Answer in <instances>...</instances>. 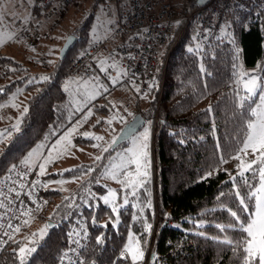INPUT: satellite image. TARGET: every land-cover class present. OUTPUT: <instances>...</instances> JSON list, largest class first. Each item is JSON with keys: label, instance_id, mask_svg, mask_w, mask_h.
<instances>
[{"label": "trees", "instance_id": "1", "mask_svg": "<svg viewBox=\"0 0 264 264\" xmlns=\"http://www.w3.org/2000/svg\"><path fill=\"white\" fill-rule=\"evenodd\" d=\"M194 7V1L189 0L183 11L189 12ZM176 37H170L164 44L160 63L148 78L151 87L143 116L151 126L152 175L138 186L136 195L128 196V205H123V197L130 189H117L116 203L121 205L117 212L111 210L112 204L98 203L95 196H90L94 195L90 189L73 204L67 199L60 201L51 213L54 227L46 226L48 233L35 244L33 253L23 264H57L66 252L68 234L80 221L84 222L88 235L78 264H131L126 254L120 256L131 238L143 250V258L134 264H151L156 256L163 259L162 264H244L243 241L247 234L238 226L228 225L247 223L253 214L254 200L246 199L249 207L245 210L232 189L230 177L233 175L219 170V166L221 156L226 160L242 146L251 116L250 106L259 100L261 90L241 109L236 102L237 94L245 93L241 82L257 70L264 87V15L254 5L242 8L234 4L221 40L202 46L196 44L193 25L178 40ZM98 41L85 36L77 38L67 56L59 59L58 67L47 74L49 79L41 84L39 92L29 98L18 129L0 152V179L13 164L22 163L38 143L48 142L54 130L57 135L63 131L71 115L70 108L63 106L66 94L62 86L70 77L69 60ZM4 62L11 63V60L0 55V64ZM92 63L99 72L101 69L94 59ZM241 72L245 73L242 77ZM113 80H106L104 84L110 86ZM14 85L12 82L0 91V103ZM228 86L231 89L224 91ZM126 143L114 150L108 149L103 158ZM209 171L212 175L206 176ZM245 175L252 177L253 173L249 171ZM39 176L45 184L43 195L48 205V199L57 196V192L46 187V176ZM234 176L241 195L246 194L249 186L239 175ZM149 201L151 208L147 206ZM222 204L227 207L222 208ZM140 207L144 208L143 212L139 211ZM228 207L237 212L239 221L230 215ZM166 214L176 223L157 225L156 216L164 218ZM133 215L137 217L135 220ZM145 223L151 225L150 230L144 227ZM219 225L225 227L222 229ZM97 236L101 237L99 241ZM12 241L4 244L0 264H21L17 250L22 246L21 240Z\"/></svg>", "mask_w": 264, "mask_h": 264}, {"label": "rangeland", "instance_id": "2", "mask_svg": "<svg viewBox=\"0 0 264 264\" xmlns=\"http://www.w3.org/2000/svg\"><path fill=\"white\" fill-rule=\"evenodd\" d=\"M118 9L115 0H78V2L67 8L57 28L44 26L41 39L33 48H29L26 45L24 32L30 22L33 0H0V55L11 60V63L4 62L0 64V89L12 82L15 84L5 101L0 103V152L2 147L8 143L10 136L18 129L23 115L27 112H25V108L28 109L29 98L39 92L41 84L46 82V80L41 81L40 76H49L47 74L52 73L56 65L58 67L59 49L65 38L68 35H75L77 38L85 36L93 41L102 39L103 37L98 36L102 35L105 27L112 22ZM96 32H98V35ZM175 35L177 36L178 33L173 36ZM178 38L177 36L175 40H178ZM256 72L259 71L256 70L252 74L259 77ZM120 75L122 78L115 79L114 77L113 81L115 82L112 81L110 86L104 84V87L99 88L100 94L95 96V99L91 98V95L94 94L91 83L77 82L72 76L62 83L66 94L63 106L64 109L70 108L71 111V115L67 119L68 123L64 125L63 131L72 127L77 121H80V123L77 126V131L71 134V144L65 146L62 142L61 151L59 154H53V160L47 166L43 175L39 173L38 166L32 167L31 164L38 165L36 156L40 152L47 155V149L51 145L50 139L48 142L38 143L33 148L40 149V152H36L31 158L28 155L25 158V160L31 159V164L27 165L32 170L37 171L41 176L47 177L46 187L57 192V196L48 199L46 209L43 208V212L36 218L31 219L32 216L30 223L21 231L15 233L16 238H14L15 236L11 238L12 242L21 240L22 246H29V243H32L29 246L30 251L24 257L25 260L33 253L35 244L48 233L46 222H52L51 213L54 206H57L60 201L67 199L70 204H73L87 189L94 192V195L90 196H95L94 198L98 203L101 201L104 203L103 197L108 195L110 189L115 190L117 197V189L120 188L122 191L124 188L119 179L113 180L111 178L110 173L119 171V166L125 162L128 163L131 170H136V165L129 160L131 155L129 150L135 147L134 135L143 132L145 128L149 129L147 141L148 177L152 175L153 161L150 153L152 134L148 118H145L146 124L144 127L134 134L124 146L103 158L104 149L111 142L113 135L117 137L122 127L135 114H143L149 98L148 91L151 87L149 79L137 83L127 82L123 78V72ZM73 82H75L74 85L71 84ZM105 83L107 82L105 81ZM258 83L260 86L256 88L255 93L259 90L264 91V87H262L259 80ZM241 85L243 86V82H241ZM89 108L92 109V114L82 120ZM117 116L123 117V120L112 119V117ZM109 119H111V125H109ZM97 121L99 123H96ZM85 131L102 136L103 140H97L94 136H83L82 133ZM8 132H11L10 136ZM52 139H55V137ZM96 145L100 147H96ZM236 154L237 152L230 158L223 160L224 162L220 164L219 170L230 175H238L240 169L237 165L255 156L250 149L247 155L240 153L239 158ZM97 156L100 159H96ZM253 167L255 168L256 165H253ZM68 170L71 171L68 172ZM247 172L249 171L245 173ZM72 176H76L77 179H71ZM148 177L143 178L144 181ZM97 180H99V183L96 182ZM49 181H53V183L50 184ZM97 188L103 189V191L97 190L96 192ZM163 222L164 218L157 215L155 223L158 225ZM41 229H44L43 235H41ZM136 242L135 238H131L128 244L135 248ZM125 254L129 257L131 264L136 262L132 260L127 250Z\"/></svg>", "mask_w": 264, "mask_h": 264}, {"label": "built area", "instance_id": "3", "mask_svg": "<svg viewBox=\"0 0 264 264\" xmlns=\"http://www.w3.org/2000/svg\"><path fill=\"white\" fill-rule=\"evenodd\" d=\"M188 1L115 0L119 9L116 20L109 25V36L87 47L83 55L71 58L69 75L80 82L95 81L96 85L114 78L117 70L123 72L127 81L147 80L159 62L160 50L174 34L178 33L179 37L193 25L196 44L202 46L222 39L234 4L242 8L254 5L264 15V0H209L203 6L184 12ZM76 2L78 0H33L31 27L24 32L26 45L31 48L37 43L44 26L57 28L67 8ZM101 52L105 54L107 65L96 72L92 60ZM230 89L228 86L224 91ZM15 165L0 179V252L17 232V226L21 229L46 205L42 178L24 163ZM21 172L25 175H19ZM32 181H37L35 186ZM164 221L169 225L176 223L168 214ZM87 235L84 222H78L68 234L66 252L57 264H78ZM171 253L175 254L173 250ZM162 261L156 256L151 264H162Z\"/></svg>", "mask_w": 264, "mask_h": 264}, {"label": "snow or ice", "instance_id": "4", "mask_svg": "<svg viewBox=\"0 0 264 264\" xmlns=\"http://www.w3.org/2000/svg\"><path fill=\"white\" fill-rule=\"evenodd\" d=\"M84 53H81L83 55ZM245 73L241 72L240 76H244ZM49 79L46 75H41L40 80L45 81ZM258 76L256 74L251 75L247 80H243V87L245 89V93L243 95H238V100L236 101L237 104L241 109L244 108L246 101L252 100V97L255 95V90L259 87L258 83ZM115 82V81H113ZM104 87L101 85H96L95 81L93 82V89L94 94L91 95L92 99H95V96L99 95V88ZM3 89H0L2 91ZM254 106H250L251 116L247 120L246 125V136L242 141V146L237 150V158L240 157V153H244L245 155L248 154V150H251V153L255 154L254 158H249L242 163L238 164L237 167L240 169L239 171V178L243 181L244 184L249 186V191L241 195L239 190V185L236 182V176H231L232 180V189L235 190V196L239 199V204L243 205V208L246 210L249 205L245 202L246 199L254 200V209L251 216V219L247 221V223H240L239 225H228V227L238 226L245 230L246 237L243 241L244 243V264H264V91H262L259 95V100L253 101ZM27 108H25V112ZM92 114V109L89 108L85 115L82 117L86 119L87 116ZM112 119H121L123 117H112ZM109 125H111V119L108 120ZM80 121H77L72 127L68 128L66 131L61 132L57 135V130H54L49 139L51 140V145L47 149V155L44 152H40V149H32L27 154L29 158L35 155L36 152H40L38 156H36V160L38 161L37 164H31V159L22 160V163L31 164L32 167H37L39 169V173L43 175L46 171L47 166L53 160V154H59L61 151L62 142L63 145H70L71 144V134L77 131V126L79 125ZM96 123H99L97 121ZM132 122H129V125ZM126 129H122L121 131L124 132ZM7 131V130H5ZM148 133L149 129L145 128L143 132L134 135L133 141L135 147L130 149L131 155L129 156V160L131 163L136 165V170L133 171L128 167V163H123L120 167L119 171H114L110 173L111 178L113 180L119 179L120 183L122 184L123 188L130 189V192L125 193L123 197V205H128L129 195H136L138 186H142L144 183V179L149 176V172L147 171L148 163H147V141H148ZM8 135H11V132H8ZM83 136H94L97 140H103L102 136H99L93 132L85 131L82 133ZM55 137V139H52ZM116 136L113 135L111 138V142L107 145L104 151L112 148V145L115 143ZM219 147V145H217ZM96 147H100L96 145ZM96 159H100L99 156ZM220 162L223 163V157H220ZM253 165H256L254 168ZM15 168L16 165L13 164L11 166ZM218 167V165H217ZM246 171H251L253 173L252 177H247L245 175ZM19 175L23 176L25 173L21 172ZM212 175V172L209 171L206 173V176ZM71 179H77L76 176H72ZM253 181L255 183L253 184ZM99 183V180L96 181ZM37 181H32L33 186ZM49 183H53V181H49ZM63 183V181H61ZM23 183L21 187H23ZM220 195H224V193H220ZM116 192L114 189H110L108 195L103 197L104 204H112V211L117 212V209L121 206L120 204L116 203ZM87 203V201H85ZM149 208L152 207L151 202L149 201L148 205ZM92 207V205H90ZM222 208H226V205H221ZM140 212L144 211L143 207L139 208ZM227 211L230 213L232 217L235 218L236 221L240 220V217L237 215V212L234 211L232 208L228 207ZM137 217L133 215V219L135 220ZM93 222H95V217L93 216ZM197 223H201L198 221ZM144 227L148 230L151 229V225L145 223ZM222 229L225 227L224 225H219ZM17 231H19V227L17 226ZM44 234V229H41V235ZM131 235V234H130ZM97 241L101 239L100 236L96 237ZM228 243H233L232 240H227ZM125 249L130 253L131 258L133 261L141 260L143 258V250L139 247V242H136V247L133 248L131 244H126ZM20 253L21 257V264H23L24 257L27 255L28 251H30L28 245H24L17 249ZM120 256H125V252H121Z\"/></svg>", "mask_w": 264, "mask_h": 264}, {"label": "water", "instance_id": "5", "mask_svg": "<svg viewBox=\"0 0 264 264\" xmlns=\"http://www.w3.org/2000/svg\"><path fill=\"white\" fill-rule=\"evenodd\" d=\"M209 0H195L196 6H203L205 5ZM77 37L74 35H68L65 38V41L63 42L61 48L59 49V59L63 60L67 54L69 53L70 49L74 46L76 43ZM129 122H132L129 125ZM146 124V119L143 116L142 113L135 114L130 121H128L122 129H126L124 132L120 130L119 134L116 137L115 143L112 145V148L110 150H114L121 144L126 143L134 134H136L138 131H140L144 125ZM167 223L164 221L162 223V226H165ZM46 226L48 228H53L54 224L52 222H47Z\"/></svg>", "mask_w": 264, "mask_h": 264}, {"label": "crops", "instance_id": "6", "mask_svg": "<svg viewBox=\"0 0 264 264\" xmlns=\"http://www.w3.org/2000/svg\"><path fill=\"white\" fill-rule=\"evenodd\" d=\"M116 17H117V15L115 14L114 15V19L112 20V22L113 21H115L116 20ZM111 23V22H110ZM110 23H109V25H110ZM109 25H107L106 27H105V30H104V32L102 33V35H100V36H98V37H103L102 39H100V40H103V39H106L108 36H109ZM96 34L98 35V32H96ZM94 62H95V65L98 67V68H100V69H102L104 66H106L107 65V60H106V57H105V54L103 53V52H101V53H99L95 58H94ZM116 73L117 74H115V79H117V78H122V76L120 75V73H122L121 71H119V70H117L116 71ZM65 81H67V79L65 80ZM72 82V81H71ZM77 82H78V80H77ZM74 83L75 82H73V83H71L72 85H74ZM83 83V82H82ZM88 83H90L89 81H88ZM264 83V82H263ZM70 84V85H71ZM264 86V85H263Z\"/></svg>", "mask_w": 264, "mask_h": 264}, {"label": "bare ground", "instance_id": "7", "mask_svg": "<svg viewBox=\"0 0 264 264\" xmlns=\"http://www.w3.org/2000/svg\"><path fill=\"white\" fill-rule=\"evenodd\" d=\"M177 247V246H176ZM179 249V248H178Z\"/></svg>", "mask_w": 264, "mask_h": 264}]
</instances>
